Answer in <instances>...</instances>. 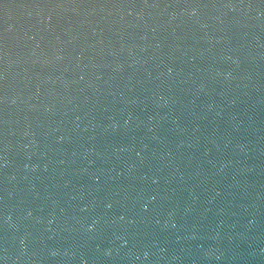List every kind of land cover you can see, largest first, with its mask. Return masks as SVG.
Returning a JSON list of instances; mask_svg holds the SVG:
<instances>
[{
	"label": "water",
	"instance_id": "95a60500",
	"mask_svg": "<svg viewBox=\"0 0 264 264\" xmlns=\"http://www.w3.org/2000/svg\"><path fill=\"white\" fill-rule=\"evenodd\" d=\"M0 264H264V0H0Z\"/></svg>",
	"mask_w": 264,
	"mask_h": 264
}]
</instances>
